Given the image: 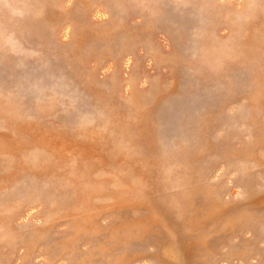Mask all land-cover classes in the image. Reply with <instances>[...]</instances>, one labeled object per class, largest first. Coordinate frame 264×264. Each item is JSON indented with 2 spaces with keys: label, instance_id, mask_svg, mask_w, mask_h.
<instances>
[{
  "label": "rangeland",
  "instance_id": "obj_1",
  "mask_svg": "<svg viewBox=\"0 0 264 264\" xmlns=\"http://www.w3.org/2000/svg\"><path fill=\"white\" fill-rule=\"evenodd\" d=\"M0 264H264V0H0Z\"/></svg>",
  "mask_w": 264,
  "mask_h": 264
}]
</instances>
